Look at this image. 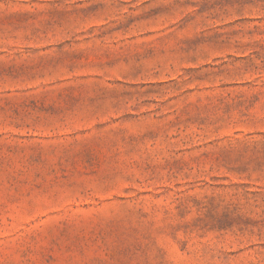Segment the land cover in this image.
<instances>
[{
  "label": "rangeland",
  "instance_id": "obj_1",
  "mask_svg": "<svg viewBox=\"0 0 264 264\" xmlns=\"http://www.w3.org/2000/svg\"><path fill=\"white\" fill-rule=\"evenodd\" d=\"M0 264H264V0H0Z\"/></svg>",
  "mask_w": 264,
  "mask_h": 264
}]
</instances>
